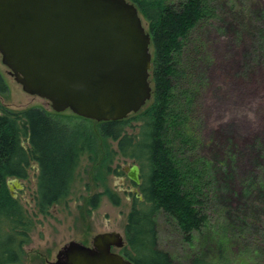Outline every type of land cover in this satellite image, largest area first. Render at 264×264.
Listing matches in <instances>:
<instances>
[{"label": "trees", "instance_id": "1", "mask_svg": "<svg viewBox=\"0 0 264 264\" xmlns=\"http://www.w3.org/2000/svg\"><path fill=\"white\" fill-rule=\"evenodd\" d=\"M129 1L145 19L153 49L152 96L138 112L121 120L97 122L80 117L70 123L43 108L11 110L0 106V264H19L22 247L29 241L32 220L11 196L6 182L26 178L32 161L38 166L36 206L43 215L67 200L82 156L93 167L94 181L102 185V190L88 200L91 208L98 207L103 196L119 205V197L105 183V177L115 171L111 164L116 159L141 167L139 195L133 197L127 214L125 245L120 249L133 264H172L171 255L157 244L158 213L168 215L190 243L207 221L213 174L197 152L200 142L190 130L191 92L180 90L177 83L189 80L187 68L194 71L193 56L184 57L191 30L201 21L216 19L218 11L209 0ZM250 2L230 0V13L239 12L235 17L240 32L253 21ZM225 11L221 7L220 13ZM257 34L260 56L264 52V22L258 24ZM7 91L0 74V94ZM132 121L139 122L136 130H130ZM207 243V237L200 240L197 255L190 258L189 264H243L234 260L232 253L228 261L229 242L223 238L215 244L217 256L205 259L202 252ZM259 258L251 261L259 264Z\"/></svg>", "mask_w": 264, "mask_h": 264}, {"label": "rangeland", "instance_id": "2", "mask_svg": "<svg viewBox=\"0 0 264 264\" xmlns=\"http://www.w3.org/2000/svg\"><path fill=\"white\" fill-rule=\"evenodd\" d=\"M209 2L216 6L218 14L216 19L201 21L191 30L184 57L193 56L194 71L187 68L189 80L177 83L180 90L191 92L190 130L200 142L197 152L213 174L207 221L190 243L169 216L160 212L155 218L157 244L171 255L172 264H189L190 258L197 255L200 240L209 238L202 252L209 259L217 256L215 244L223 238L229 242L228 261L232 253L234 260L255 264L251 260L259 255V264H264V52L257 55V26L264 22V0H251L248 9L253 21L241 32L236 24L239 12L234 11L237 18L230 13V0ZM221 7L227 9L224 14L220 13ZM142 20L147 29L143 17ZM0 74L8 87L5 94H0V106L11 110L43 108L65 122L80 120L69 109L57 113L47 100L24 92L2 64L1 55ZM131 124L130 130H136L139 122ZM132 164L135 163L116 159L111 164L115 171L105 177L107 187L119 197V205L103 196L98 207L91 208L88 200L102 190V185L94 181L93 167L82 156L67 200L50 207L46 215L40 214L36 206V162H30L26 178L18 179L20 189H16L19 185L14 178L8 179L14 198L32 220L19 264H49L66 242L90 245L97 233L117 231L125 241L127 214L133 197L139 195L127 177ZM139 168L141 178L143 171ZM241 232L243 236L238 237Z\"/></svg>", "mask_w": 264, "mask_h": 264}, {"label": "water", "instance_id": "3", "mask_svg": "<svg viewBox=\"0 0 264 264\" xmlns=\"http://www.w3.org/2000/svg\"><path fill=\"white\" fill-rule=\"evenodd\" d=\"M150 47V33L129 0H0L2 64L24 92L57 113L69 109L101 122L138 112L152 96ZM127 177L140 184L137 164ZM124 245L117 231L97 233L90 245L66 242L48 263L133 264L112 250Z\"/></svg>", "mask_w": 264, "mask_h": 264}, {"label": "flooded vegetation", "instance_id": "4", "mask_svg": "<svg viewBox=\"0 0 264 264\" xmlns=\"http://www.w3.org/2000/svg\"><path fill=\"white\" fill-rule=\"evenodd\" d=\"M14 179H18V178H14ZM140 180H141V178H140ZM140 183H141V181H140ZM134 184V183H133ZM135 185V184H134ZM137 188H138V185H135ZM137 192H139V189H138V191ZM112 250H114L115 251V248H113ZM118 250H120V249H118ZM117 250V251H118Z\"/></svg>", "mask_w": 264, "mask_h": 264}]
</instances>
